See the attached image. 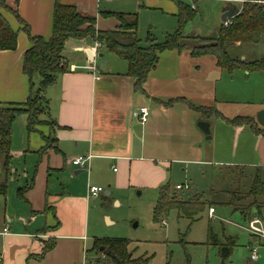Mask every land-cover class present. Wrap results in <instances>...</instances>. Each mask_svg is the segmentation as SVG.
<instances>
[{
	"label": "crops",
	"instance_id": "crops-1",
	"mask_svg": "<svg viewBox=\"0 0 264 264\" xmlns=\"http://www.w3.org/2000/svg\"><path fill=\"white\" fill-rule=\"evenodd\" d=\"M56 1L19 0L16 5L15 0H6V4L18 10L21 19L29 25L31 35L49 39L52 35ZM130 1L139 9L148 6L145 0ZM157 1L160 4L161 1L167 0ZM225 1L230 5L235 2L244 5L247 0ZM59 2L75 6L83 15L96 17V29L102 31L115 30L119 22L114 17L104 18L101 12L139 16V11H121L127 0H59ZM0 12L6 17L12 29L19 32L16 50L0 51V108H6L8 104H24L31 93L29 78L23 72L24 56L31 47V42L27 32L23 30L24 25L1 7V0ZM184 37L183 44L186 45L184 51L163 52L159 63L151 71L141 90L137 89L135 79L126 75L129 67L126 60L116 54L121 60L103 58L105 48L98 49L95 54V43L87 39H71L66 43L63 56L67 62V72L58 75L55 83L43 93L47 109L39 118L46 121L47 127H52L48 132L53 139L52 147L47 152L44 151V154L40 152L46 141L45 132L42 129L30 132L27 128L26 114L18 115L13 123L12 141L15 140L17 125H22L23 130L28 133V149L23 153L37 154L40 158L38 162L40 168L36 179L34 178L30 185L27 184L16 191L17 198L25 200L30 206L26 216L32 224L29 225V222L28 226H15L16 215L8 216L4 208L0 222V234L4 237L0 252L2 264H9V260L10 264H32L31 261H27L29 257H34L35 260H39L38 262H44L46 258L51 259L58 249L56 236H59V264H68L62 261L64 258L60 253L73 246L83 250L86 262H92L88 255L93 245L91 248L86 247L89 241L86 234L88 226L82 219L85 218V212L88 213L89 203L99 199L101 195L97 198L89 196V186L102 187L100 184L108 186L102 195L119 205L117 199H114L112 188L130 185L128 179L136 169L160 170L159 162L165 164L160 159L161 154L163 156L166 152L171 154V151L177 148L182 153L189 151L191 154L203 156V142L212 141L213 137L206 140L205 134L198 127L201 121L210 124V131L220 121L233 131L232 153L227 159L219 160V164L227 166L235 173L238 172V176L248 177L251 183L250 190L256 179L264 181V129L258 122L260 113L264 111V70L247 71L241 67L228 70L221 68L214 56L193 57L192 49L196 46L193 44L191 48L187 45L189 44L187 41L193 38ZM242 45L251 44L236 43L234 46ZM164 55L166 56L162 60ZM232 58L245 63L264 60ZM92 60L94 69L91 70L89 66ZM117 65L119 69L114 70ZM237 70L245 72L243 85L251 86L250 92L244 95V103H237L240 92L235 88L219 90L217 84L219 77L222 76L220 72L226 71L233 77ZM35 83L38 84L39 81L36 80ZM237 85L242 84L239 82ZM241 104L245 105V108H241ZM141 107L148 108L150 113L148 121L144 124L135 117V112ZM197 108L210 109L212 110L210 112H217L228 120L247 118L252 121L253 126L231 125L216 114L206 119ZM25 135L23 134V137ZM19 139L22 140V137ZM11 155L13 158V151ZM89 156L86 168L79 169L72 165L73 159ZM116 162H119L123 173L118 175L115 181H111L106 177V173L111 170L113 173L116 172ZM67 169L74 170L71 171L74 174L68 176L69 180H72L71 188L69 187V193L65 195L63 187L64 193L59 195V202H55L56 195L49 192L52 176L57 174V178L58 174L66 173ZM84 172H87V175L80 176ZM8 173L1 168L0 183L7 180ZM245 173H249V176ZM20 189H27L22 193L23 196L19 193ZM8 190L7 186L5 195L0 194V198L5 199V205ZM255 196L260 197L259 202L262 204L260 208L253 207L249 212L238 211L242 213L248 226L252 219L259 218L264 230L262 216L264 195ZM226 197L227 205L233 208L229 202L230 196ZM210 209L209 217L212 218L216 211L211 216ZM40 215L45 218L44 226L40 225V220L39 225L36 224ZM52 216L55 221L52 220ZM106 218L109 224H113L109 217ZM161 224L166 225L165 218ZM252 235L256 239H264V236ZM49 239L55 240V247L41 257L45 242ZM96 239L100 238L94 240ZM102 264L110 263L103 260Z\"/></svg>",
	"mask_w": 264,
	"mask_h": 264
},
{
	"label": "rangeland",
	"instance_id": "rangeland-1",
	"mask_svg": "<svg viewBox=\"0 0 264 264\" xmlns=\"http://www.w3.org/2000/svg\"><path fill=\"white\" fill-rule=\"evenodd\" d=\"M145 1L148 3L147 8L139 9L136 8L135 3L127 0L121 11H139L138 36L143 45L147 44L148 37L155 38L157 42L163 43L169 34H175L179 29V6L174 0L161 1L160 4L157 0ZM179 1L195 11L193 18L183 28L184 36L189 38L199 36L207 39H214L218 36V31L223 24V11L229 6L225 0ZM249 1L247 0V2ZM251 1L253 2V0ZM231 4L241 9V11L244 6L240 2ZM8 13L15 16L12 12ZM190 40L187 41L189 44L186 43L189 45L188 47L192 48L193 44L195 46L200 44L197 39ZM103 52V58L121 60L113 53L106 50ZM230 54L232 57L240 59L246 57L248 61L261 60L264 58V36L260 44L257 45L233 46L230 49ZM165 56L162 57V60ZM100 62H102V59ZM115 67L114 70L119 69L118 65ZM220 74L222 76L217 81L219 90L221 88H235L240 92V95L237 96V103H244V95L249 93L251 89V86L243 85L245 72L237 70L233 77L226 71L220 72ZM239 82L242 85H237ZM25 103L22 109L30 112L32 103ZM240 106L245 108L243 104ZM213 119L216 121L215 118ZM49 128L52 127H47L46 121L36 122L34 126V129H42L45 132V135H43L46 141L42 148L45 152L52 147L53 139L51 133H48ZM232 132V129H228L220 121L218 125L216 124L211 129L213 140L203 142V156L197 153L191 154L189 151L182 153L176 148L171 151V154L169 152H166L164 156L161 154L160 159L165 164L159 162L158 168L160 170L154 171L146 168H144L145 170H134L128 179L130 185L128 184L127 187L117 186V188L114 186L112 188L114 199H117L119 205L112 203L104 194H101L99 199L92 200L87 209L88 213L85 212V218L82 219L84 224L88 226L86 234L89 241L86 247L91 248L95 238L126 239L128 241L122 243L123 248L135 260V264H221L222 260L219 257L217 246L210 244L209 241V230L212 229L222 243L228 237L237 240V246L230 258L225 261V264H264V239L259 240L253 237L247 229L246 219L240 212H249L253 207L260 208L262 205L259 202L260 197L251 192V183L248 177L238 176V172L235 173L227 166L218 163L219 160L227 159L229 154L232 153L234 148ZM23 134L26 135L23 137ZM14 136L15 140L12 141L11 147L14 155L10 161V171L7 172L9 190L6 196V205L4 203L5 199L0 198V222L5 208L8 216L16 215L15 226H28L30 221L27 220L26 214L29 212L30 206L25 200L17 198L16 191L20 187L24 188L27 184L30 185L32 180L36 179L40 168L38 166L40 158L34 153H23L28 149V133L23 130L22 125H17ZM20 136L22 140L19 139ZM115 167L117 168L116 172L113 173L111 170L106 173V177L111 181H115L118 175L123 173L119 162H116ZM69 169L66 170V173L58 174L59 178H56L57 174L52 176L49 192L56 195L55 202H59V195L64 193L63 187H65V195L69 193L72 180H69L68 176L74 174V172L71 173L74 170ZM245 174L249 176V173ZM85 175H87V172L80 176ZM240 175L243 176V174ZM168 184H170L173 193L181 199H185L190 195L200 196L204 194L203 199L208 202H206L204 211L191 219L174 209L165 216V226L160 222H154V210L159 198L160 188ZM100 185H103L104 189L108 187L104 184ZM177 185H188L190 190L176 191L174 188ZM39 191L38 189L37 192L39 193ZM226 196H230L229 202L236 210L227 205ZM210 207L216 211L212 218L209 217ZM74 212L76 213V211ZM106 216L111 219L113 224L108 223ZM262 216L264 219V212ZM39 220L40 225L44 226L45 218L40 215L36 222L37 225H39ZM52 220H54L53 216ZM135 223L138 224L136 228H134ZM31 224L30 222L29 225ZM65 226L68 225L65 224ZM56 237V247L58 249L51 259L46 258V261L38 262L39 260H35L34 257H29L27 261H31L32 264H59V236ZM3 239L4 237L0 234V252L3 248ZM49 241L50 239L45 242L46 245ZM253 250L258 253V260L254 262L250 261ZM91 254L93 253L89 252L88 259L93 260ZM60 256L64 258L62 261L68 264L71 262L72 264H87L83 250H79L75 246L62 251ZM102 262L103 258L99 264H102ZM109 263L112 262L109 261ZM0 264H2L1 259Z\"/></svg>",
	"mask_w": 264,
	"mask_h": 264
},
{
	"label": "trees",
	"instance_id": "trees-1",
	"mask_svg": "<svg viewBox=\"0 0 264 264\" xmlns=\"http://www.w3.org/2000/svg\"><path fill=\"white\" fill-rule=\"evenodd\" d=\"M179 6V29L175 34H170L163 43L157 42L154 38L148 37L147 44L143 45L138 36V16L137 14H125L114 12H101L104 18L114 17L119 25L115 30L102 31L96 29V17L81 14L75 6L63 5L56 1L53 12V29L49 39L42 36H33L30 33L29 25L21 19L18 10L9 7L6 0H1V7L8 12L15 14V17L24 25L29 36L31 47L27 50L23 60V72L29 78L31 93L25 104L32 103L31 111H25L23 104H8L6 108H0V161L4 172L7 173L10 167L11 143L13 134V123L20 114L28 115L27 128L30 132L35 131L36 122H41L39 116L46 112L47 105L44 104L43 93L55 83L57 76L67 72V62L63 56L66 43L73 40H88L91 43H100L102 48L108 52L118 55L129 64L127 76L135 79L137 89H142L149 74L159 63L160 55L165 51L183 52L186 45L183 34L184 26L193 18L195 11L185 6L181 1L174 0ZM19 0H15L18 5ZM247 4V5H246ZM231 25L225 27L224 24L218 31V36L214 39L196 38L200 44L192 49L193 57L214 56L221 68L233 70L243 68L247 71L264 70V60L245 63L230 56V49L236 43L258 44L264 36V0H250L245 2L240 11L231 21ZM19 32L12 29L6 17L0 12V51H14L17 49ZM195 39V38H193ZM39 83L36 84L35 81ZM30 110V109H29ZM206 119L217 115L220 119L231 125L244 126L251 125L252 121L247 118H235L228 120L217 112L206 108H197ZM44 149L40 152L44 154ZM257 180V181H256ZM252 186L255 195H264V181L256 179ZM8 186L7 180L0 183V194L5 195ZM27 189H20L19 193ZM204 194L190 195L185 199L178 198L171 190L170 184L160 188L159 198L154 210V222L161 223L171 210H178L188 218H194L204 211L206 201ZM209 241L217 246L219 257L227 261L232 255L237 240L228 237L225 243H221L216 234L209 230ZM124 239H96L89 252L93 253L95 264L101 260L111 261L113 264H135V260L127 254L122 243ZM55 240L51 239L43 248L41 257L53 250ZM111 248L114 256H105L101 248ZM143 264V263H141Z\"/></svg>",
	"mask_w": 264,
	"mask_h": 264
},
{
	"label": "built area",
	"instance_id": "built-area-1",
	"mask_svg": "<svg viewBox=\"0 0 264 264\" xmlns=\"http://www.w3.org/2000/svg\"><path fill=\"white\" fill-rule=\"evenodd\" d=\"M232 20L227 21L226 23H224L225 27L231 25ZM102 45L100 43H95V54L97 53L98 49H101ZM94 60H92L91 62V66H89V68L92 70L94 69ZM149 110L146 107H141L138 109L137 112H135V117H137L141 123H146L148 121L149 118ZM262 128L264 129V124L262 125ZM90 156L89 157H78L72 160V165L79 168V169H84L86 168L88 162H89ZM190 190V187L188 185H177L175 187L176 191H182V190ZM89 192V196L93 197V198H97L99 197L103 192H104V188L99 187V186H89L88 189ZM215 213V209L211 208L210 209V215L212 216ZM248 229L250 230V232L254 235H259V236H264V230L262 229L261 226V221L259 218H254L249 222V226ZM251 260L252 261H256L258 260V253L256 250H253L252 254H251ZM86 261V260H85ZM87 264H95L94 262H90Z\"/></svg>",
	"mask_w": 264,
	"mask_h": 264
},
{
	"label": "water",
	"instance_id": "water-1",
	"mask_svg": "<svg viewBox=\"0 0 264 264\" xmlns=\"http://www.w3.org/2000/svg\"><path fill=\"white\" fill-rule=\"evenodd\" d=\"M239 13V10L236 6L234 5H230L224 9L223 11V15H222V21L223 23H226L229 20H232L237 14ZM264 119V111H262L258 117V122L260 124H264V122H262V120ZM198 127L201 129V131L205 134L206 136V140H211V131H210V124L208 122L205 121H201L198 124ZM138 226L137 223L134 224V228H136ZM101 251L106 255V256H114L113 253H111V248H101ZM221 264H225V260H222Z\"/></svg>",
	"mask_w": 264,
	"mask_h": 264
}]
</instances>
